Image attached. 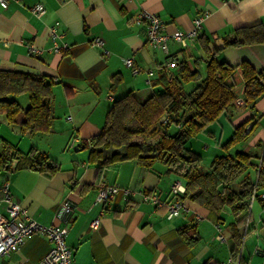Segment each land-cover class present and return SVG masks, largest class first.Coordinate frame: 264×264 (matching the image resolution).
Returning <instances> with one entry per match:
<instances>
[{"label":"crops","instance_id":"crops-1","mask_svg":"<svg viewBox=\"0 0 264 264\" xmlns=\"http://www.w3.org/2000/svg\"><path fill=\"white\" fill-rule=\"evenodd\" d=\"M37 3L46 7L40 18L32 12ZM141 10L158 14L169 33L192 30L195 19L203 15L199 35L208 37L213 47L237 28L264 29V0H10L6 8L0 6V70L44 75L54 82L52 130L26 133L31 139L49 136L51 145L42 148L31 139L26 147L11 143L6 132L13 134L12 126L24 133L20 128L22 117L10 123L0 113V152L5 143L22 153L36 147L59 163L52 174L15 169L16 160L0 166V199L4 195L2 186L8 181L12 198L26 209L27 216L45 225L62 224L56 217L58 205L69 200L74 212L65 226L74 264H264V200L260 196L251 203L238 244L231 233L236 217L230 208L216 213L184 199L186 208L169 218L166 205H156L146 198L156 194L163 201L172 200V184L177 180L184 183L165 164L156 162L147 169L129 160L99 175L96 164L89 161L90 149L83 142L101 132L114 100L130 91L140 99L163 91L168 78L177 76L180 68H166L164 74L168 55L186 60L191 67L195 58L206 57L198 37L188 47L170 38L168 54L149 43L145 22L135 21ZM53 27L57 36L51 35ZM96 38L104 40V47L93 44ZM56 45L61 49L56 50ZM216 57L232 65L247 61L262 70L264 41L227 46ZM127 58H133L137 73L125 63ZM199 67L204 77L205 61ZM229 83L238 93L237 105L197 136L206 149L212 147L217 152L215 158L225 153L222 146L235 128L246 124L250 136L231 151L249 152L260 164L264 162V92L245 104L241 68ZM10 98L24 108L30 104L27 93ZM57 141L64 142L60 149L53 145ZM75 146L82 149L75 150ZM190 147L200 151L194 145ZM84 149L88 152L83 155L80 151ZM64 153L68 157L62 158ZM102 183L117 184L122 190L104 203L97 202ZM258 193L263 194L264 189ZM0 211L8 215L1 201ZM97 219L99 226L93 228ZM217 225L226 242L217 238ZM51 246L46 236H29L19 251L1 257L0 264H38Z\"/></svg>","mask_w":264,"mask_h":264},{"label":"trees","instance_id":"trees-1","mask_svg":"<svg viewBox=\"0 0 264 264\" xmlns=\"http://www.w3.org/2000/svg\"><path fill=\"white\" fill-rule=\"evenodd\" d=\"M198 41L206 53L205 58H195L194 67L180 60L179 74L168 78L161 92L140 99L130 91L114 100L101 132L83 145L90 149L89 161L96 164L99 175L129 160L147 169L156 162L165 164L169 172L184 179L182 200L190 199L216 213L230 208L236 217L231 223V233L239 244L253 194L258 197V191L264 189V162L256 164V156L244 150L231 151L250 136L246 124L235 128L232 137L222 146L225 153L216 156L208 169L202 167V155L188 144L193 137L206 132L222 113L237 105L238 93L229 83L236 69L242 70L245 104L252 103L264 92V69L257 70L247 61L232 65L216 57L227 46L264 41V29L262 26L237 28L223 37L217 47L204 35H199ZM204 61L206 75L203 77L199 65ZM192 82L190 89L184 86ZM53 84L48 76L0 70V113H4L10 123L22 117L20 128L24 133L51 131ZM22 93L29 95L27 108L10 98ZM12 160H16L15 169L32 168L52 174L59 168L58 161L48 152L34 147L22 153L5 143L0 152V166Z\"/></svg>","mask_w":264,"mask_h":264},{"label":"built area","instance_id":"built-area-1","mask_svg":"<svg viewBox=\"0 0 264 264\" xmlns=\"http://www.w3.org/2000/svg\"><path fill=\"white\" fill-rule=\"evenodd\" d=\"M10 0H0V6L6 8ZM32 12L37 17H42L46 12L43 3H37L32 7ZM137 22H145V34L147 41L159 50L169 53V39L172 38L179 43L181 47H188L193 43L200 34L203 22V15H199L195 19V26L192 30L182 31L175 30L169 33L165 30V24L160 16L148 10H141L135 17ZM51 35L57 36V29L51 28ZM94 45L104 47V40L96 38ZM66 47V46H64ZM61 47L56 45V50ZM125 63L132 68L134 73L139 71L135 66L133 58L125 59ZM180 59L177 56L168 55L165 60L164 68L179 67ZM152 74V72H151ZM263 161L260 162V164ZM122 189L117 184L102 183L96 197L97 202L104 203L114 198ZM3 197L1 202L5 203L8 215L6 216L0 211V258L17 252L25 244L29 236L40 234L46 236L52 246L49 252L39 261L38 264H74V251L67 242V228L65 223L69 220L74 212V206L69 200H65L58 205L56 217L62 224L45 225L39 221L29 218L26 209L15 199L12 198L9 182H5L2 186ZM185 191V185L181 180H177L172 184L171 193L174 198L169 201H163L158 195H146L156 205L167 206V216L169 218L180 215L181 211L186 208L185 202L181 199V195ZM253 194V200L255 198ZM264 200V193L260 195ZM99 219L92 224L93 228H98ZM217 238L222 242H226V237L222 234V228L217 225ZM237 264H242L238 261Z\"/></svg>","mask_w":264,"mask_h":264},{"label":"rangeland","instance_id":"rangeland-1","mask_svg":"<svg viewBox=\"0 0 264 264\" xmlns=\"http://www.w3.org/2000/svg\"><path fill=\"white\" fill-rule=\"evenodd\" d=\"M190 87H191V85L188 86V89H190ZM9 128H10L11 132L13 131V134L10 132H6V135H7V138L9 139V141L11 143H18L22 147H26V144L29 142V139H31V138L26 133H21L18 130H13L12 126H9ZM4 132H5V130H4ZM31 140L35 145H38L39 147H42V148H45V147L51 145V138L49 136L34 137ZM63 143L64 142H58L57 141V142H53V145H55V147H57V149H60L59 145H61ZM190 145H194V147L196 149L200 150L199 152L202 155V167H203V169H208V167L211 165V162H212V160H213V158L217 152H214V149L212 147H210V149H206L205 148V142L201 141L198 136L193 137L191 139L188 146H190ZM87 152H88L87 149L80 151V153H83V155L86 154ZM59 153H61V152H59ZM61 157L62 158L68 157V155L66 153H64V154H62Z\"/></svg>","mask_w":264,"mask_h":264},{"label":"water","instance_id":"water-1","mask_svg":"<svg viewBox=\"0 0 264 264\" xmlns=\"http://www.w3.org/2000/svg\"><path fill=\"white\" fill-rule=\"evenodd\" d=\"M247 131H249V128L247 129ZM74 149L75 150H80V149H82V147L80 148L79 146H75Z\"/></svg>","mask_w":264,"mask_h":264}]
</instances>
